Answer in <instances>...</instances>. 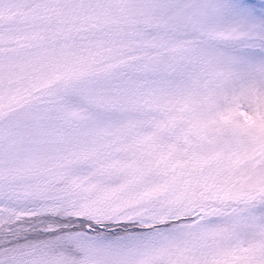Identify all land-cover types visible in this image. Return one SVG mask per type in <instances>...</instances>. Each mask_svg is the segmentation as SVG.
<instances>
[{
  "label": "snow or ice",
  "instance_id": "1",
  "mask_svg": "<svg viewBox=\"0 0 264 264\" xmlns=\"http://www.w3.org/2000/svg\"><path fill=\"white\" fill-rule=\"evenodd\" d=\"M0 264H264V0H0Z\"/></svg>",
  "mask_w": 264,
  "mask_h": 264
}]
</instances>
